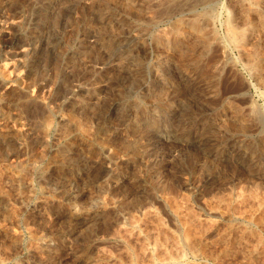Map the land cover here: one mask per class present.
I'll return each mask as SVG.
<instances>
[{
  "label": "rangeland",
  "instance_id": "374dc122",
  "mask_svg": "<svg viewBox=\"0 0 264 264\" xmlns=\"http://www.w3.org/2000/svg\"><path fill=\"white\" fill-rule=\"evenodd\" d=\"M236 9L0 0V264H264V8Z\"/></svg>",
  "mask_w": 264,
  "mask_h": 264
},
{
  "label": "bare ground",
  "instance_id": "6f19581e",
  "mask_svg": "<svg viewBox=\"0 0 264 264\" xmlns=\"http://www.w3.org/2000/svg\"><path fill=\"white\" fill-rule=\"evenodd\" d=\"M253 1L254 0H230V2H231V4H232V6H233V8L235 9V11H237V9L236 8H239V10L238 11H240L241 10V8L242 9H245V8H249V7H251V8H256L255 10L256 11H261V10H263V8L261 9V5H258V6H255L254 5V3H253ZM255 2V1H254ZM256 3V2H255ZM236 6H238V7H236ZM236 7V8H235ZM250 10H252V9H250ZM242 11V10H241ZM253 11V10H252ZM251 11V12H252ZM243 12V11H242ZM247 12V11H246ZM254 12V11H253ZM243 13H245V12H243ZM242 13V14H243ZM258 13V12H257ZM260 13H262L263 14V16H264V11H262V12H260ZM241 14V13H240ZM246 14V13H245ZM253 14V13H252ZM261 14V15H262ZM198 15V14H197ZM234 15V14H233ZM238 15V14H237ZM254 15V14H253ZM256 15V14H255ZM257 15H259V14H257ZM245 16V15H244ZM240 17V16H239ZM243 17V16H242ZM242 17H241V19H242ZM253 17V16H252ZM246 19L247 17L245 16V17H243V19ZM242 19V20H243ZM252 19V18H251ZM255 19V18H254ZM263 20H264V18H262ZM192 20V19H191ZM245 21V20H244ZM264 22V21H263ZM200 23V22H199ZM199 23L197 22V21H195V22H193V28L194 29H196V28H199ZM253 23V22H252ZM256 23V22H255ZM204 24V23H203ZM250 24V23H249ZM260 24V23H259ZM242 25H247V23H243ZM241 25V26H242ZM240 26V27H241ZM248 26V25H247ZM243 27V26H242ZM251 27V26H250ZM245 28V27H244ZM264 28V27H263ZM236 30V29H235ZM192 31H193V29H192ZM241 31V30H240ZM243 31V30H242ZM252 31V30H251ZM233 32H234V30H233ZM245 32V31H244ZM194 34V33H193ZM234 34V33H233ZM244 34V33H243ZM255 36V35H254ZM241 37V36H240ZM205 38V37H204ZM233 38V37H232ZM243 38V37H242ZM235 39V38H234ZM241 39V38H240ZM244 39V38H243ZM203 40V39H202ZM239 42V41H238ZM242 42V41H241ZM205 43V42H204ZM240 43V42H239ZM201 44H203V43H201ZM211 44V43H210ZM255 44V43H254ZM238 45H240V44H238ZM257 46V45H256ZM203 48V47H202ZM244 49V53H245V56L248 58V56H249V54L251 53H249V54H247V51L245 50V48H243ZM169 51H171V50H169ZM249 51V50H248ZM253 54V53H252ZM255 54V53H254ZM257 54V53H256ZM257 56H258V54H257ZM256 57V56H255ZM246 58V59H247ZM162 59V58H161ZM164 59V58H163ZM247 60H249V59H247ZM252 60V59H251ZM165 61V60H164ZM169 62V61H168ZM249 62V61H248ZM252 62H253V60H252ZM262 62V61H261ZM166 64V63H165ZM263 65V64H262ZM261 65H260V62L259 63H255V67L254 68H257V69H260L259 67H260ZM219 67V66H218ZM251 68V67H250ZM262 68V67H261ZM254 70V69H253ZM158 72V71H157ZM264 72V71H263ZM157 75V74H156ZM264 75V74H263ZM255 77V76H254ZM162 79V78H161ZM160 81V80H159ZM263 82V81H262ZM160 84V83H159ZM157 85V84H156ZM161 87V86H160ZM165 87V86H164ZM163 90V89H162ZM162 92V91H161ZM156 93V92H155ZM150 95V94H149ZM152 95V94H151ZM151 97V96H150ZM155 97V96H154ZM157 97V96H156ZM147 104H146V107H147V109H146V111H147V113L148 114H146V116L144 115L142 118H146L145 120H148V121H150V122H153V121H155V118H160L161 116H162V114H161V112L163 111H161V108H159V104H160V102H157L156 100H154V99H148V101L146 102ZM134 104V103H133ZM231 105V104H230ZM233 108V107H232ZM134 110V109H133ZM234 113H236V112H234ZM149 116V117H148ZM260 119V118H259Z\"/></svg>",
  "mask_w": 264,
  "mask_h": 264
}]
</instances>
